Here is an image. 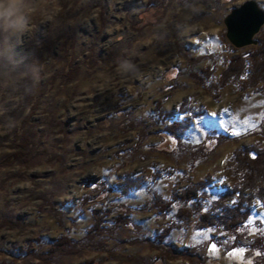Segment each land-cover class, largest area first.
<instances>
[{"label":"rangeland","instance_id":"rangeland-1","mask_svg":"<svg viewBox=\"0 0 264 264\" xmlns=\"http://www.w3.org/2000/svg\"><path fill=\"white\" fill-rule=\"evenodd\" d=\"M245 1L3 0L10 17L28 20L19 31L0 21V134L27 113L17 90L25 61L33 60L34 77L47 86L31 120L30 159L5 164L12 149L0 145V264H40L37 255L63 235L83 241L95 209L107 210L106 226H115L114 233L78 254L57 256V264H136L130 256L152 264L158 251L150 240L177 211L163 218L155 209L142 210L153 195L168 200L211 176L202 211H212L238 179L233 152L264 148L257 132L264 84L243 91L228 83L214 97L230 59L257 47L240 50L226 36V15ZM257 2L264 8V0ZM122 60L138 71L122 74ZM207 67L213 68L208 80ZM194 71L207 81L198 83ZM64 74L74 79L57 77ZM159 104L174 119L159 122ZM190 117L185 135L170 136L167 124ZM169 171L172 176L153 184L152 174ZM127 175L145 183L125 196L119 188ZM121 215L127 224L115 225ZM196 222L173 229L166 241L189 249L191 259L166 264H264L260 200L238 238L218 227L198 230Z\"/></svg>","mask_w":264,"mask_h":264},{"label":"trees","instance_id":"trees-1","mask_svg":"<svg viewBox=\"0 0 264 264\" xmlns=\"http://www.w3.org/2000/svg\"><path fill=\"white\" fill-rule=\"evenodd\" d=\"M259 44L254 51L247 52V55H234L230 59L226 69L222 72L221 78L214 86L216 89V99L220 97L219 90L226 87L228 83H236L241 90L245 91L248 88H256L260 84H264V30L260 36L257 37ZM33 60L25 61L20 66V71L23 73L22 81L19 83L18 95L20 97L19 104L22 107V112L27 111L24 119L14 124L13 127L6 130V133L0 134V145L4 144L12 149V153L7 156L5 164L15 162L25 163L32 156V145L36 138V132H34V126L32 124V117L39 109V103L42 97L46 94V84L38 81L34 77ZM212 67H207L204 70L206 78H210L213 74ZM247 73H249L247 75ZM192 76L198 80V83L204 84L206 78H202L196 71L192 72ZM61 79L71 80L74 79L69 75L64 74L57 76ZM68 77V78H67ZM264 88V85H261ZM162 105H157L156 114L159 122H165L168 118L174 119L175 114L166 112L162 109ZM264 113V112H263ZM192 117L182 121L173 120L169 125L167 124L166 130L170 136H183L189 130ZM257 132H260L264 137V117ZM169 136V135H168ZM209 136L208 138H210ZM220 142H224L226 137L222 135ZM232 162L235 167V173L237 175L236 182L232 188L223 192L214 200L211 205L212 211H202L203 202L210 199L207 190L214 183L211 176H208L196 183H189L179 193H174L173 196L166 200L165 198L157 195H153L144 205L142 210L155 209L160 213L163 218L177 209L175 213V219L168 226L162 229L155 241L150 240V245L158 251V255L155 258V262L152 264H166L173 259H191V252L189 249L177 250L174 244H166L167 239L171 236L173 229H182L188 226L191 222L197 218L196 228L210 229L218 227L221 230L229 232L236 238L240 237L241 231L247 226L252 215V207L254 206L255 199L260 200L264 206V148L259 144L251 147L246 146L243 149L233 152ZM7 161V162H6ZM0 165L4 166V162H0ZM173 173L169 171L163 175L160 172L152 174L153 184H156L163 176L169 177ZM120 184V191L123 195L128 196L133 189H140L145 183L144 179L136 176L127 175ZM107 192L112 190L107 188ZM248 192L252 194L247 195ZM109 213L107 210L102 211L94 210V223L86 233L84 240L73 241L68 235H63L49 246L46 253L38 254L37 258L40 264H57L56 258L59 255L72 256L83 251L86 244L95 243L99 238L104 237L107 233L111 232L115 228L106 226V220ZM127 218L123 215L119 216L115 221V225L127 224ZM100 243V242H99ZM98 248L103 247L104 243H100ZM128 259H134L136 264H148L144 260L136 259L133 256L127 257ZM158 261V262H157Z\"/></svg>","mask_w":264,"mask_h":264},{"label":"water","instance_id":"water-1","mask_svg":"<svg viewBox=\"0 0 264 264\" xmlns=\"http://www.w3.org/2000/svg\"><path fill=\"white\" fill-rule=\"evenodd\" d=\"M224 23L229 44L240 50L251 45L258 46L257 37L264 29V8L257 0H247L226 15Z\"/></svg>","mask_w":264,"mask_h":264},{"label":"clouds","instance_id":"clouds-1","mask_svg":"<svg viewBox=\"0 0 264 264\" xmlns=\"http://www.w3.org/2000/svg\"><path fill=\"white\" fill-rule=\"evenodd\" d=\"M10 6H5L3 0H0V21H4L6 27L10 30H22L28 20V16L24 14H17V18H12L9 16ZM119 69L122 74H135L138 70L135 65H133L128 60H122L119 64Z\"/></svg>","mask_w":264,"mask_h":264},{"label":"snow or ice","instance_id":"snow-or-ice-1","mask_svg":"<svg viewBox=\"0 0 264 264\" xmlns=\"http://www.w3.org/2000/svg\"><path fill=\"white\" fill-rule=\"evenodd\" d=\"M213 248H215V246H213Z\"/></svg>","mask_w":264,"mask_h":264}]
</instances>
